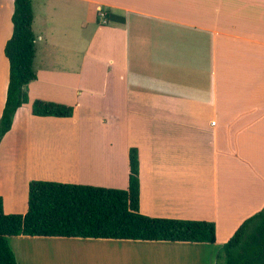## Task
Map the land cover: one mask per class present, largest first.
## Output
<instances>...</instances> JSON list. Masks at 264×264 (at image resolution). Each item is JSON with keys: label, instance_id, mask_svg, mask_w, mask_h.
I'll use <instances>...</instances> for the list:
<instances>
[{"label": "crops", "instance_id": "obj_1", "mask_svg": "<svg viewBox=\"0 0 264 264\" xmlns=\"http://www.w3.org/2000/svg\"><path fill=\"white\" fill-rule=\"evenodd\" d=\"M30 4L35 80L0 139L2 212L25 213L30 181L123 190L133 148L138 213L211 222L215 239L9 237L16 264H215L264 207V0ZM12 10L0 0V115ZM34 100L72 115L32 116Z\"/></svg>", "mask_w": 264, "mask_h": 264}, {"label": "trees", "instance_id": "obj_2", "mask_svg": "<svg viewBox=\"0 0 264 264\" xmlns=\"http://www.w3.org/2000/svg\"><path fill=\"white\" fill-rule=\"evenodd\" d=\"M11 35L3 46L7 84L0 115V139L9 130L15 111L27 103L25 85L35 80L32 68L34 35L30 0H12ZM109 22L121 18L107 14ZM30 114L69 118L70 106L34 100ZM63 237L131 241L213 243L214 224L206 221L149 218L138 213V162L127 152L126 188L30 181L26 211L4 214L0 199V264H16L7 238ZM215 264H264V207L244 219L222 244Z\"/></svg>", "mask_w": 264, "mask_h": 264}, {"label": "rangeland", "instance_id": "obj_3", "mask_svg": "<svg viewBox=\"0 0 264 264\" xmlns=\"http://www.w3.org/2000/svg\"><path fill=\"white\" fill-rule=\"evenodd\" d=\"M98 74H99V71L97 70V75H98ZM98 76H99V75H98ZM99 81H100V79L96 80V82H99ZM68 82L73 83V80L69 79ZM219 236H220V235H219Z\"/></svg>", "mask_w": 264, "mask_h": 264}]
</instances>
